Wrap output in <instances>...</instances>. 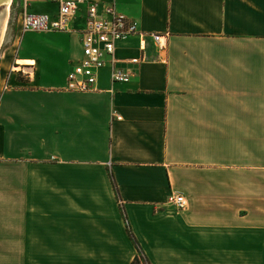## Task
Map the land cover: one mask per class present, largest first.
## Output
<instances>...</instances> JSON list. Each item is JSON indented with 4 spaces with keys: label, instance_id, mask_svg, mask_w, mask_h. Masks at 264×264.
<instances>
[{
    "label": "crops",
    "instance_id": "1",
    "mask_svg": "<svg viewBox=\"0 0 264 264\" xmlns=\"http://www.w3.org/2000/svg\"><path fill=\"white\" fill-rule=\"evenodd\" d=\"M117 2L166 37L139 66V38L117 44L129 83L103 70L69 91L84 10L73 33L23 34L27 73L0 102V264H132L122 204L151 264H264V0Z\"/></svg>",
    "mask_w": 264,
    "mask_h": 264
},
{
    "label": "built area",
    "instance_id": "2",
    "mask_svg": "<svg viewBox=\"0 0 264 264\" xmlns=\"http://www.w3.org/2000/svg\"><path fill=\"white\" fill-rule=\"evenodd\" d=\"M31 0H13V4L21 9L20 28L23 34L36 33H57L76 30L72 24L78 19L82 10L85 11V23L81 30L83 56L76 67L68 74L69 91L94 92L97 91L99 77L102 71L110 72V81L113 84L129 83L136 75L131 67L122 66L117 55V44L131 38H139V50L142 55L128 61L130 65H141L151 60L146 55L147 44L152 39L156 45L165 49L166 37L141 30L140 23L118 10L117 0H48L57 8L56 14L36 13L29 11ZM18 66L12 67V73H27L24 70L17 71ZM17 69V70H16ZM11 74L7 76V82L0 88V102L4 92L10 90ZM118 119H122L118 117ZM169 205L179 210L187 208L185 196L172 194L168 198Z\"/></svg>",
    "mask_w": 264,
    "mask_h": 264
},
{
    "label": "rangeland",
    "instance_id": "3",
    "mask_svg": "<svg viewBox=\"0 0 264 264\" xmlns=\"http://www.w3.org/2000/svg\"><path fill=\"white\" fill-rule=\"evenodd\" d=\"M13 4V0H9L4 6L0 21V73L5 65L11 67L7 72L12 73V66L21 56V39L23 33L20 28V12L21 9ZM6 29L4 30V27ZM27 39H24L23 44L27 47ZM16 66L19 65L16 63ZM17 70V69H16ZM21 71V70H17ZM8 74V75H9ZM7 75V76H8ZM17 78H22V73L16 72ZM7 82V77L5 79ZM3 85V84H2ZM1 85V86H2Z\"/></svg>",
    "mask_w": 264,
    "mask_h": 264
},
{
    "label": "trees",
    "instance_id": "4",
    "mask_svg": "<svg viewBox=\"0 0 264 264\" xmlns=\"http://www.w3.org/2000/svg\"><path fill=\"white\" fill-rule=\"evenodd\" d=\"M113 177V175H112ZM115 178L113 177L112 179V182H113V185L114 187L116 188L117 192H118V199L119 201L121 202V199H120V193H119V190H118V187L116 185V182L114 180ZM122 206V210H123V217H124V220H125V223L127 225V229H128V233L130 235V237L132 238L133 242L135 243V245L137 246V250H138V255L137 257L135 258V260L132 262V264H151L148 256L145 254V252L142 250V246L140 245V243L138 242V240L136 239V237L134 236V230L130 224V221L128 220L127 216H126V212L124 210V207H123V204L121 205Z\"/></svg>",
    "mask_w": 264,
    "mask_h": 264
},
{
    "label": "water",
    "instance_id": "5",
    "mask_svg": "<svg viewBox=\"0 0 264 264\" xmlns=\"http://www.w3.org/2000/svg\"><path fill=\"white\" fill-rule=\"evenodd\" d=\"M9 0H0V21H1V15L3 12L4 6L8 3Z\"/></svg>",
    "mask_w": 264,
    "mask_h": 264
},
{
    "label": "bare ground",
    "instance_id": "6",
    "mask_svg": "<svg viewBox=\"0 0 264 264\" xmlns=\"http://www.w3.org/2000/svg\"><path fill=\"white\" fill-rule=\"evenodd\" d=\"M6 29V26L4 27V30ZM18 70H20L18 67H17Z\"/></svg>",
    "mask_w": 264,
    "mask_h": 264
}]
</instances>
